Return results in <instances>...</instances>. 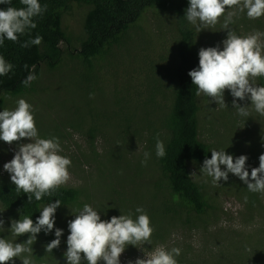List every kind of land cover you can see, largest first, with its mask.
<instances>
[{"label": "rangeland", "instance_id": "374dc122", "mask_svg": "<svg viewBox=\"0 0 264 264\" xmlns=\"http://www.w3.org/2000/svg\"><path fill=\"white\" fill-rule=\"evenodd\" d=\"M89 8L74 3L63 16L68 40L60 43L64 53L61 65L53 70L42 61L33 90L18 96L3 94L5 103L0 107V111L14 109L20 98L33 106L39 137H58L63 149L60 154L71 160L70 178L63 186L81 190L76 203L60 206L55 212L54 230H63L59 247L47 253L50 241L37 234L31 246L34 264H67L64 253L70 234L68 221L84 204L98 211L102 220L129 213L135 219L137 207L147 212L153 228L150 244L128 245L120 264H134L137 258H144V251L159 245L180 248L178 257L194 258L198 264L238 259L241 249L258 247L264 241V193L250 192L231 173L228 181L213 184L212 178L200 171L203 164L191 163L192 176L204 185L213 207L203 215L193 214L190 223L186 215H166L162 210L166 192L155 188L161 175L155 146L157 134L162 142L167 136L161 124L174 96L170 73L178 58L181 17L157 7L147 9L109 55L95 60L94 72H90L79 57L71 54L86 37L84 21ZM227 11L226 8L225 16ZM225 16L214 27L201 31L188 23L199 49L219 44L222 50V41L227 37V30L222 29ZM229 27L238 35L253 30L264 32V16L249 19L246 11L238 12ZM254 83L258 85V78ZM224 98L228 107L221 108L204 94L199 95L200 138L211 149L225 150L234 158L246 155L250 174L264 154V117L251 108L249 117H241L227 89ZM237 103L244 106L251 102ZM28 142L31 141L25 138L9 145L0 140V180H10L3 165L13 158L19 143ZM145 152L151 154L146 166L141 163ZM0 217L5 221L0 238L14 243L28 239V234L16 237L9 230L11 221L21 218L17 210L0 202ZM250 256L245 253L241 257ZM21 259L14 258L10 264H22Z\"/></svg>", "mask_w": 264, "mask_h": 264}, {"label": "clouds", "instance_id": "9594fccd", "mask_svg": "<svg viewBox=\"0 0 264 264\" xmlns=\"http://www.w3.org/2000/svg\"><path fill=\"white\" fill-rule=\"evenodd\" d=\"M0 4L9 5L0 9V45L5 39L17 42L19 36L24 35L37 24L34 18L41 16L47 5H41L39 0H19L20 7L12 6V0H0ZM227 10V15L225 16ZM249 19L264 16V0H189L184 19L191 25L197 26V31L214 27L222 16H225L222 29L227 30V37L222 41L221 50L215 47L199 49V65L189 71L192 84L196 86V95L204 94L219 107H228L225 103L224 92L229 90L233 97L232 106L241 117H249L250 108L264 117V86L254 83L256 78L264 77V32L253 30L245 35H238L229 25L238 12ZM43 37L37 35L21 44L28 48L40 45ZM13 65L0 55V76L7 75L13 70ZM24 67L27 69L28 65ZM35 66L33 65V69ZM37 76L30 71L22 81L24 86H30ZM90 94V98H91ZM249 101L241 106L237 101ZM14 109L5 108L0 111V140L11 145L13 142L27 138L28 143H19L13 158L3 165L10 174L16 190L32 194L37 201L43 196L51 195L59 186L65 184L70 174V158L61 155L63 149L59 138H40L33 114V106L20 98ZM156 156L166 155L164 143L156 139ZM151 154L144 153L142 165L146 166ZM246 155L233 157L225 150H211V158H205L200 171L212 178L216 184L228 181L229 173L237 176L250 192L264 193V154L259 156V166L251 169L246 167ZM221 165L225 166L222 170ZM32 195H28L31 202ZM61 206L60 200L49 203L42 208L40 215L34 222L30 216L24 215L19 220H12L10 231L16 236L28 234V239L21 243L0 238V264H10L14 258L22 257V264H34L31 258L32 245L37 234L42 230L45 234L52 232L55 225V212ZM138 214L133 219L132 214L112 216L109 220H102L98 211L91 205L84 204L82 210L68 221L70 234L67 236V250L64 253L67 264H120V256L128 245L150 244L153 228L150 217L142 207L136 208ZM4 219L0 217V230H4ZM63 230L55 229V239L46 245V252L52 253L59 247ZM28 253L27 256L22 254ZM181 249H168L159 245L151 251H144V258H137L134 264H178L176 257ZM133 264V262H129Z\"/></svg>", "mask_w": 264, "mask_h": 264}, {"label": "trees", "instance_id": "16d2710c", "mask_svg": "<svg viewBox=\"0 0 264 264\" xmlns=\"http://www.w3.org/2000/svg\"><path fill=\"white\" fill-rule=\"evenodd\" d=\"M41 5H47V10L34 18L37 24L17 42L5 39L0 45V55L14 67L7 75L0 76V107L4 105L3 94L18 96L33 90L24 86L22 81L30 71L39 76V64L44 61L51 69H57L63 61L64 53L60 43L68 40L62 26L64 14L70 12L73 4L90 6L84 21L85 39L80 48L71 51L74 57H79L87 65L88 71L94 72V62L98 57L109 55L112 47L119 44L127 35L131 25L141 20L147 9L157 7L163 11H172L182 19L180 38L178 40V58L170 73L173 87V100L169 111L165 114L161 128L167 132L163 141L166 155L156 156L161 175L155 188L165 191L161 207L166 215H186V221L191 222L193 214L203 215L213 206L206 195L205 187L197 182L190 168L191 163L203 164L205 158H211V145L200 138L199 112L201 104L196 95L197 88L192 84L189 71L199 65V48L195 43V34L184 19L189 0H39ZM9 5L0 4V9ZM12 6L20 7L19 0H12ZM42 36L40 45L21 47L27 40ZM77 51L75 52V50ZM27 64L26 69L24 65ZM33 65L35 68L33 69ZM92 80V79H91ZM258 85L264 86V77H258ZM93 90V89H92ZM58 138V137H57ZM153 140L155 138L153 137ZM152 140V141H153ZM151 141V142H152ZM10 180H0V202L7 208L15 209L22 218L28 215L35 222L42 208L61 201V206L72 205L79 200L81 190L75 187L59 186L51 195H45L40 201L32 194L22 190L17 191ZM28 195H32L31 202ZM40 235L48 241L55 238V230ZM250 253L248 258H242ZM238 259L219 260L213 264H264V241L251 251L241 249ZM178 264H198L196 259L184 255L177 258ZM202 264V263H199Z\"/></svg>", "mask_w": 264, "mask_h": 264}]
</instances>
